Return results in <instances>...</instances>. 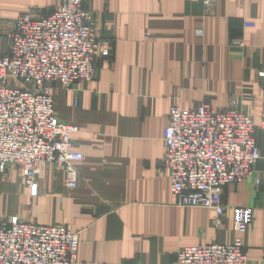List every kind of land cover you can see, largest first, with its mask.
Returning a JSON list of instances; mask_svg holds the SVG:
<instances>
[{
  "label": "crops",
  "instance_id": "crops-1",
  "mask_svg": "<svg viewBox=\"0 0 264 264\" xmlns=\"http://www.w3.org/2000/svg\"><path fill=\"white\" fill-rule=\"evenodd\" d=\"M61 2L0 0V25L46 16ZM87 9L111 56L94 81L53 87L57 117L78 128L79 185L68 190L65 173L47 163L37 190L16 169L15 179L0 172V215L71 226L80 233L76 264H174L183 248L237 238L250 264H264L259 141L254 178L223 190L221 223L213 209L177 205L164 164L173 107L209 104L261 120L264 0H88ZM235 207L254 211L244 234L235 231Z\"/></svg>",
  "mask_w": 264,
  "mask_h": 264
},
{
  "label": "built area",
  "instance_id": "built-area-1",
  "mask_svg": "<svg viewBox=\"0 0 264 264\" xmlns=\"http://www.w3.org/2000/svg\"><path fill=\"white\" fill-rule=\"evenodd\" d=\"M87 1L62 0L42 17L19 15L7 34L8 51L0 54V172L17 166L31 190H37L43 163L65 173L68 190L79 185L75 165L85 161V156L73 144L78 128L57 117L53 87L94 81L100 62L111 56L110 49L99 42L97 18L87 9ZM259 76L260 126L246 113L218 110L209 104L170 109L164 164L178 206L213 209L221 223L226 213L225 187L254 178L262 159L257 130H264V70ZM255 182L261 184L259 178ZM232 214L235 231L246 233L253 209L235 207ZM79 245L80 233L71 226L0 215V264H76ZM174 264L250 261L242 239L237 238L228 245L183 248Z\"/></svg>",
  "mask_w": 264,
  "mask_h": 264
},
{
  "label": "rangeland",
  "instance_id": "rangeland-1",
  "mask_svg": "<svg viewBox=\"0 0 264 264\" xmlns=\"http://www.w3.org/2000/svg\"><path fill=\"white\" fill-rule=\"evenodd\" d=\"M11 29H12L11 25L10 26L9 25H3V24L0 25V32H1V34H0V54L1 53L4 54V53H6L8 51V43L9 42H8V35L7 34L11 31ZM2 47L4 48V50H2ZM1 50H2V52H1ZM258 77H259V79L261 80V83H262V79L260 78L259 74H258ZM231 103L234 105L236 103V101L233 100ZM260 124H261V121L258 118L257 121H256V125L260 126ZM257 137H258L257 140L259 141L260 145H262V147L264 148V130H262L260 127L258 128ZM14 169H16L19 172H21L20 169L17 166L10 165L8 167V170L6 171L7 177L9 179H15L16 173H15Z\"/></svg>",
  "mask_w": 264,
  "mask_h": 264
}]
</instances>
